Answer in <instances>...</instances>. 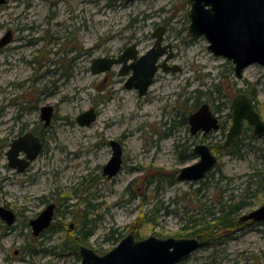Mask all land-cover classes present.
Returning <instances> with one entry per match:
<instances>
[{"label":"rangeland","instance_id":"1","mask_svg":"<svg viewBox=\"0 0 264 264\" xmlns=\"http://www.w3.org/2000/svg\"><path fill=\"white\" fill-rule=\"evenodd\" d=\"M190 6L189 0L0 4V38L13 34L0 48V204L17 216L9 226L0 218V264H81L80 244L103 254L130 231L136 239L196 236L182 228L187 215L215 205L220 190L225 198L248 201L238 218L264 203V191L248 184L250 174L264 168V135L249 139L253 131L245 121L239 150L219 148L237 93L253 98L264 121V66L250 63L235 77L231 61L214 56L205 36L189 35ZM161 25L164 43L173 46L168 63L182 70L159 71L143 96L126 87L128 74L119 75L118 66L91 71L92 59L117 55L132 41L145 53L153 45L152 31ZM196 98L198 105L209 102L221 121L218 130L190 133L188 116L195 109L182 122ZM46 105L54 107L47 126L40 116ZM90 107L97 118L89 126L78 124L79 113ZM28 131L43 147L19 172L8 166L6 151ZM113 139L122 147V165L109 179L102 168L112 156ZM198 142L217 148V165L200 181L177 179L181 167L197 160L189 152ZM51 202L56 205L51 226L34 236L30 219ZM84 215L92 235L74 248ZM238 226L220 229L211 239L202 232V238L196 236L202 244L177 264H264V222ZM111 230H117L113 238Z\"/></svg>","mask_w":264,"mask_h":264},{"label":"water","instance_id":"2","mask_svg":"<svg viewBox=\"0 0 264 264\" xmlns=\"http://www.w3.org/2000/svg\"><path fill=\"white\" fill-rule=\"evenodd\" d=\"M129 1V0H126ZM4 0H0L2 4ZM190 18L189 34L191 36H205L207 47L214 56H221L232 63L235 77H241L245 67L250 63H260L264 66V0H189ZM164 26H158L152 36L154 44L145 53L137 57L135 43L130 44L117 58L98 57L92 59L91 71L99 73L107 71L114 63L123 62L121 73L132 68L133 73L125 81L126 87H136L140 95L146 93L153 83V75L158 68L166 71L181 70L178 64L169 66L167 61L172 56L170 45H162ZM11 39L10 31L1 38L0 46ZM167 53L161 63L159 58ZM132 59L130 65L127 62ZM231 125L227 130L223 146L228 147L232 141L241 134L243 122L247 121L253 126L254 133L258 137L264 135V121L254 108L251 97L239 92L231 98ZM41 118L47 126L51 122L54 107L42 106ZM97 118L94 107L79 113L77 122L89 126ZM190 133L197 134L202 131L205 135L210 130H217L220 121L211 110L209 102L201 103L196 110L188 116ZM113 153L108 162L103 165V173L109 177L114 176L121 169L122 147L117 140L110 142ZM42 142L33 132L28 131L25 135L13 140L11 147L6 151L8 165L18 171H24L29 161L38 156L41 151ZM21 151L26 152V157L21 158ZM194 152L199 155V160L179 169L176 177L182 180H199L206 176L216 165L217 155L212 152L210 145L198 142ZM55 204L51 203L40 211L37 217L30 219L33 235L37 236L52 222ZM0 217L7 225L12 224L15 219L14 211L0 204ZM264 221V203L254 210L244 212L239 216V222ZM201 245V241L195 237L187 236H156L136 239L133 232H128L122 237L117 245L106 253L99 254L88 245L81 244L79 256L81 264H177L185 255Z\"/></svg>","mask_w":264,"mask_h":264},{"label":"trees","instance_id":"3","mask_svg":"<svg viewBox=\"0 0 264 264\" xmlns=\"http://www.w3.org/2000/svg\"><path fill=\"white\" fill-rule=\"evenodd\" d=\"M218 89V88H217ZM221 91L220 89H218ZM219 98V97H218ZM196 100L188 106V109L186 110L187 114L183 116L181 119L183 123H186L187 121V115L191 113L192 110L197 108V105L199 101ZM212 100H217V98H212ZM173 125L170 127L172 129L175 125L174 122H172ZM238 143L234 142L231 144V146L224 148L227 150L229 153H234L235 151H238ZM179 146L181 144H178ZM187 147L182 148L183 152L186 150ZM212 148H217L213 146ZM219 148H223L221 145ZM190 149V148H189ZM262 162L264 163V157ZM222 177L226 176L221 173ZM227 177V176H226ZM257 184L256 191H264V168L262 169H256L253 171L252 174H250V179H249V186L252 184ZM250 189V188H249ZM248 189V190H249ZM223 190H220L219 192L216 193L217 196V203L215 205H212L210 207H204L203 208V214L201 213V210H197V212H194L192 215L190 214L189 217H187V222L185 225L182 227L183 229H188L191 230L189 231L190 235H196L199 236L200 238L205 237L207 239H211L210 236H214L216 234V231L220 229H234L238 223V217L237 215L249 204L246 198H236L235 196L229 195L227 198H225L222 195ZM90 207V206H88ZM200 211V212H198ZM201 213V214H197ZM198 215V216H197ZM140 217L143 216L142 223H145L144 218H146V214L144 213L143 215H139ZM79 227L77 228V237H74L73 240V246L74 248H77V244L85 242V240L89 239L90 236L92 235V230L93 227H91V224L89 223V220L84 217L79 218ZM191 226H189V223H191ZM73 232V231H72ZM117 230H111L109 233V238H113L114 235L116 234ZM205 233V235L200 236V234ZM204 239V238H203Z\"/></svg>","mask_w":264,"mask_h":264},{"label":"flooded vegetation","instance_id":"4","mask_svg":"<svg viewBox=\"0 0 264 264\" xmlns=\"http://www.w3.org/2000/svg\"><path fill=\"white\" fill-rule=\"evenodd\" d=\"M123 1H125V2H128V1H126V0H123ZM130 1V0H129ZM112 2H110L109 4H111ZM165 30H166V28H165ZM153 32V31H152ZM165 32V31H164ZM4 35H5V33H4ZM3 35V36H4ZM13 34H11V39L13 38V36H12ZM151 35H152V33H151ZM190 35V34H189ZM3 36H1V38L3 37ZM163 36H164V34H163ZM1 38H0V41H1ZM152 38H154L153 36H152ZM11 39L7 42V43H9L10 41H11ZM57 39V38H56ZM154 41H155V38H154ZM154 41H153V44H154ZM7 43H5V44H7ZM132 43H135L136 44V46H135V50H137V42L136 41H132V42H130L129 44H127V45H125L124 47H122L121 49H120V52H119V54H117V55H115V54H110L109 56L110 57H112V58H117V57H119V55L120 54H122L124 51H125V49L128 47V46H130V44H132ZM5 44H3V45H1L0 46V48L2 47V46H4ZM162 45H167V44H165L164 43V39H163V41H162ZM170 45V44H169ZM174 45V44H173ZM173 46L172 45H170V48H171V51H172V48ZM170 52V49L168 48L167 49V52L164 54V55H162V57H160L159 58V60H158V62L157 63H161L162 62V60H163V57L167 54V53H169ZM141 54H143V53H139V51L137 50V56H136V58L134 59L135 61H136V59H137V57H140L141 56ZM172 54H173V51H172ZM109 56H107V57H109ZM172 57V56H171ZM170 57V58H171ZM170 60V59H169ZM130 62H132V59H130L129 60V62H127V65H130ZM123 62H120V63H114L113 65H112V67L111 68H109V70H111L114 66H118V69H117V72H118V74L119 75H127L128 74V77H127V79L131 76V74L133 73V71H132V68H129L128 70H126L125 71V73H121L120 72V69L122 68V66H123ZM167 64L169 65V66H171V65H173V64H169L168 63V61H167ZM109 70H107V71H104V72H102V73H106V72H108ZM182 70V69H181ZM159 71H165V72H169V71H166V70H162L161 68H158L157 69V71L155 72V74L153 75V83L155 82V78H156V76H157V74L159 73ZM172 72V71H171ZM109 74H106V76H105V79L107 80L108 79V76ZM126 79V80H127ZM153 83L151 84V85H153ZM125 85H126V83H125ZM150 85V86H151ZM150 86H149V88H150ZM133 88H135L136 90H137V93H139L138 92V89L136 88V87H133ZM148 88V89H149ZM147 89V90H148ZM146 93H147V91H146ZM145 94V93H144ZM139 95H140V93H139ZM140 96H143V95H140ZM199 106V105H198ZM244 123H245V121L243 122V125H244ZM250 129L253 131V135H251V136H253V137H250L249 136V139H253L254 138V136L255 137H257V138H261V137H258L255 133H254V130H253V126L252 125H250ZM211 131V130H210ZM242 132H241V134L240 135H238L233 141H232V143L231 144H233L234 142H237L238 143V141H239V139L241 138V136L243 135H245L246 133H243L244 131H243V126H242V130H241ZM198 133H202V131H198L197 132V134ZM197 134H193V135H197ZM204 134V133H203ZM205 135V134H204ZM207 135V134H206ZM38 136V135H37ZM39 137V136H38ZM240 137V138H239ZM40 139V138H39ZM42 142V141H41ZM201 143V142H200ZM203 143V142H202ZM179 144V143H178ZM197 145V143L196 144H194V146L190 149V152H189V154H194V157L197 159V160H199V155L198 154H196L195 152H194V147ZM42 147H43V143H42V146H41V148H40V150L42 149ZM187 147V146H186ZM42 151V150H41ZM40 151V152H41ZM213 151V150H212ZM19 157H21V158H25L26 157V152L25 151H21L20 152V154H19ZM196 160V161H197ZM32 161V160H31ZM31 161H29L30 163L28 164V167H29V165L31 164ZM195 161V162H196ZM9 166V165H8ZM11 167V166H10ZM28 167L26 168V169H28ZM12 168H14V167H12ZM16 169V168H15ZM25 169V170H26ZM17 170V169H16ZM24 170V171H25ZM18 171V170H17ZM19 172H23V171H19ZM119 173V172H118ZM118 173H116V174H118ZM116 174H114V176L116 175ZM114 176H112V177H109V176H107L109 179H112V178H114ZM177 176V175H176ZM205 178V177H204ZM204 178H200L201 180L202 179H204ZM177 179H179L178 177H177ZM200 179L199 180H191V179H189V180H186V181H200ZM179 180H182V179H179ZM255 184V183H254ZM198 190H200V189H198ZM52 203V202H51ZM50 203V204H51ZM50 204H48V205H50ZM55 204V203H54ZM47 205V206H48ZM46 208V207H45ZM55 208H56V205H55ZM55 208H54V211H55ZM54 213V212H53ZM39 214V213H38ZM192 215V214H191ZM54 216V215H53ZM190 216V215H189ZM188 215H187V217H189ZM32 219V218H31ZM187 219V218H186ZM245 222H254V221H251V220H247V221H245ZM245 222H239V219H238V223H239V226L237 227V228H241L240 226H242ZM255 223V222H254ZM191 224H192V222L191 223H189V226H191ZM30 225V224H29ZM51 225V224H50ZM236 229V228H235ZM44 231V230H43ZM42 231V232H43Z\"/></svg>","mask_w":264,"mask_h":264}]
</instances>
